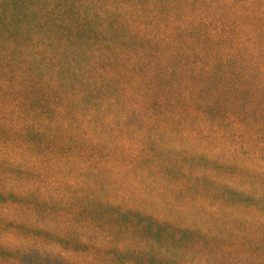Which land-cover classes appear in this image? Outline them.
<instances>
[{"label":"trees","instance_id":"obj_1","mask_svg":"<svg viewBox=\"0 0 264 264\" xmlns=\"http://www.w3.org/2000/svg\"><path fill=\"white\" fill-rule=\"evenodd\" d=\"M115 1L121 4L0 0V264H114L113 258L127 260L130 253L133 264L152 248L168 255L169 249L193 243L202 249L219 243H208L222 238L217 223H178L125 205L123 195L103 194L95 175L116 173L126 161L123 171L131 173L148 161L142 143L133 150L115 136L124 128L139 136L141 127L132 119L162 137L178 133L190 148L213 141L264 146V44L254 50L245 42L234 44V29L208 14L197 26L212 23L217 33L211 40L207 29L196 27L189 36L197 35L199 49L176 56L174 44L162 55L157 43H168L171 34L141 36L140 28L130 27L135 13L122 16ZM233 2L239 0H220L216 7L233 9ZM251 4L240 1L234 16L264 28V11ZM187 59H192L189 70ZM183 156L161 162L168 169ZM156 166L157 161L148 169ZM194 174L196 180L205 175ZM243 195L228 207L255 213L258 206L246 205L250 195ZM86 208L106 209L120 221L110 231L102 229L103 240H96L98 228L80 223ZM243 220L260 225L252 217ZM247 244L229 241L215 260L239 264ZM92 254L109 256L99 263ZM170 261L193 264L179 257Z\"/></svg>","mask_w":264,"mask_h":264},{"label":"rangeland","instance_id":"obj_2","mask_svg":"<svg viewBox=\"0 0 264 264\" xmlns=\"http://www.w3.org/2000/svg\"><path fill=\"white\" fill-rule=\"evenodd\" d=\"M240 1L252 3L251 6L257 8V11H264V0H239V2H233V9L226 4L217 8L216 4L220 3V0H121V4L117 1L115 3L122 7L121 14L126 18L129 13H135L137 21L133 22L130 27L132 30L140 28L141 36L155 39L171 34L167 39L168 43L161 40L157 43V50L165 52L162 55H168L166 52L168 47L176 44L178 48L175 50V55L182 56L188 49L189 51L199 49L201 46L200 41H195L197 35L189 36L193 28L207 29L210 40L217 33L212 23L205 22V27L197 26L198 23H203V19L208 14L219 22L224 19L226 27L234 29V44L245 42L243 46L251 50L264 44L263 26H259V24L254 26L253 19L243 20L241 17L234 16L233 11L238 8L237 5H240ZM212 27L213 29H210ZM224 33L226 32H222L221 35ZM201 34L202 30L198 32V35ZM230 44L227 43L225 46ZM172 55L174 56V52L171 53ZM191 64L192 59H187V70L190 69ZM197 85L199 84L190 82L192 87ZM140 106L142 109H148L149 104L142 102ZM130 123L141 127L139 136L133 137L131 128L127 130L124 128L115 136L116 138L118 136L125 138L124 141L126 140V144L133 150L142 143L143 148L149 152L146 153L148 161H142L138 168L132 170L131 173L123 171V167L129 164L126 161L122 163L120 170L116 173H105L98 178L95 175L94 180L96 183H100L104 189L103 194L110 195V198L123 195L122 200L125 205H133L146 212L166 215L178 223L191 222L203 225L207 221L212 222L211 224L217 223L214 226L221 227L222 237L221 239H211L212 242L208 241L209 244H214L213 242L219 240V243L210 249L199 248L196 243H193L176 250L169 249L168 255H162L157 249L152 248L140 254L141 256H138L133 264H173L175 260H170L174 257L193 264H207L208 261H205L207 259L215 261V263L209 264H220L215 260L214 255H217L219 250L232 240H243L248 243L246 246H241L244 260L239 264H264L262 263L264 262V146L252 145L239 148L233 141H213L201 143L199 146L198 143H195L193 148H190L189 142L183 140L178 133L173 132L167 137H162L158 135L155 128H143L140 123H135L134 119ZM180 153L185 154L183 156L185 159L182 162L176 161L175 165L166 169L161 160L168 158L174 162ZM197 153H201V156ZM156 161L157 166L148 169V166ZM182 163L183 169L178 167ZM194 173L205 175L196 180ZM150 181L153 183L151 184ZM225 186L229 187L227 192ZM237 190L243 192L236 193ZM243 194L250 195L248 196L249 200L245 202L246 205L255 204L258 206L255 213L248 211V214L243 215L247 211L245 209L242 211L240 205H237L235 209L228 207V205L238 204L239 199L244 197ZM210 203L211 206L214 205L217 215L214 213L215 209L206 206ZM86 209L88 215H84L85 218H82L80 223L87 221L92 227L98 228L97 233H94L96 240H103L100 239L103 238L100 235L103 234L102 229L104 232L110 231L114 226L113 223L120 221V219L116 221L112 216H108L106 209L101 213H97L91 208ZM90 212L92 215L95 214L98 219L95 216L92 217ZM245 216L255 218L254 222L256 221L260 225L249 226L243 220ZM256 219H260V221ZM222 241L223 244H220ZM164 245L166 246V244ZM240 253L241 251L238 249L230 254L237 256ZM90 256L94 257V261L102 263L109 255L92 254ZM81 257L84 255L78 256V259ZM128 257L131 259V253L126 257L129 261ZM127 260L123 257L113 258L114 264H126ZM235 261L233 264L236 263Z\"/></svg>","mask_w":264,"mask_h":264}]
</instances>
